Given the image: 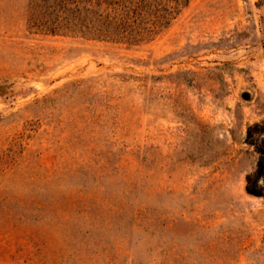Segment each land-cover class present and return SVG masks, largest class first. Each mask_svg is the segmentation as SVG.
I'll return each mask as SVG.
<instances>
[{"label":"rangeland","instance_id":"obj_1","mask_svg":"<svg viewBox=\"0 0 264 264\" xmlns=\"http://www.w3.org/2000/svg\"><path fill=\"white\" fill-rule=\"evenodd\" d=\"M41 14L0 0V264H264V0L136 45Z\"/></svg>","mask_w":264,"mask_h":264},{"label":"trees","instance_id":"obj_2","mask_svg":"<svg viewBox=\"0 0 264 264\" xmlns=\"http://www.w3.org/2000/svg\"><path fill=\"white\" fill-rule=\"evenodd\" d=\"M47 32L136 45L167 28L190 0H33ZM50 21V22H48ZM251 193H256L249 188Z\"/></svg>","mask_w":264,"mask_h":264}]
</instances>
